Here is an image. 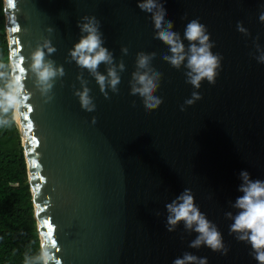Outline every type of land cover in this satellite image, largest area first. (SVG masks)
I'll return each instance as SVG.
<instances>
[{
  "label": "water",
  "instance_id": "1",
  "mask_svg": "<svg viewBox=\"0 0 264 264\" xmlns=\"http://www.w3.org/2000/svg\"><path fill=\"white\" fill-rule=\"evenodd\" d=\"M1 7L8 64L25 69L17 74L25 95L31 94L18 123L10 114L9 126H15L22 147L39 248L55 244L52 264H172L185 251L207 257L208 264H257L250 246L229 235L232 221L224 214L236 212L231 203L242 195V170L264 180V64L249 55L255 51L251 37L259 34L264 47V23L258 20L264 0H165L174 31L183 38L186 24L199 18L215 42L212 52L223 57L216 83L202 81L198 90L185 83L183 68L162 60L167 46L153 38L149 14L137 0H15L14 7L1 0ZM84 15L100 20L104 46L125 64L119 94L109 92V99L87 71L66 62ZM238 21L251 37L236 30ZM43 37L56 48L49 58L65 70L49 103L27 71L30 53ZM140 51L155 52L153 67L163 74L155 93L163 103L152 112L129 95ZM81 73L96 104L92 113L73 95ZM193 91L202 99L181 111ZM185 188L218 226L227 255L190 249L196 234L185 233L182 223L175 232L166 231L164 206Z\"/></svg>",
  "mask_w": 264,
  "mask_h": 264
},
{
  "label": "clouds",
  "instance_id": "2",
  "mask_svg": "<svg viewBox=\"0 0 264 264\" xmlns=\"http://www.w3.org/2000/svg\"><path fill=\"white\" fill-rule=\"evenodd\" d=\"M9 7L15 6V0H6ZM165 0H137V7L147 14L154 28L153 38L167 46L168 53L162 55V60L176 70L184 69L185 83L193 89H200L202 81L209 85L216 83V77L221 69L223 57L219 53H213L215 42L210 39L207 27L199 21V18L190 20L181 34L174 31V22L166 19L168 13L164 7ZM181 17V19H185ZM258 20L264 23V11H261ZM77 28L81 33L68 51L66 62H75L76 66L87 73L95 80L99 92L105 99H109V92L119 94L121 73L126 68L123 60L116 61L113 52L104 46L105 39L101 31V22L94 15H84L77 21ZM236 30L244 37H251V33L237 22ZM52 33L51 27L47 28ZM252 38L254 52H250L257 63L264 64V47L258 43L259 34ZM187 41V46L184 41ZM122 55H128V48L121 47ZM56 52L47 37L37 41L30 53V63L27 69L32 74L33 85L43 98L44 103L53 100V88L58 79L65 76L62 65H56L49 57ZM157 58L155 52H137L134 61V71L128 80L129 95L138 96L146 112L156 110L162 103L161 97L155 95L160 87L163 74L153 67V61ZM10 65V70L5 72V65L0 63V80L7 82L0 87V128L7 127L11 123L8 114L13 113L12 119L21 112L30 93L25 95L22 75L25 69ZM105 66V72L101 73L99 68ZM76 79L80 88L73 91L77 97L80 108L88 113L96 111L94 98L90 94L91 89L87 86L88 80L79 74ZM202 99L198 91H193L191 97L184 101L180 107L184 111L185 106H191ZM133 107L135 102L133 101ZM96 124V117L90 121ZM241 183L238 186L239 195L231 208L236 212H225V218L231 220L229 235L234 236L237 242L249 245L250 255L257 264H264V180L250 178V173L242 170L239 173ZM166 223L165 229L169 233L177 230L182 223L184 232L189 235L195 233L188 247L199 250L201 247L208 248L213 253L222 256L228 254L229 248L225 245L223 235L218 226L210 221L206 214L201 212L195 203L194 195L189 188H185L171 202L165 204ZM160 216V212H155ZM183 238V237H182ZM54 243L41 247L39 255L35 257L26 256L24 264H52ZM172 264H208L207 257H199L191 252L185 251L172 261Z\"/></svg>",
  "mask_w": 264,
  "mask_h": 264
},
{
  "label": "trees",
  "instance_id": "3",
  "mask_svg": "<svg viewBox=\"0 0 264 264\" xmlns=\"http://www.w3.org/2000/svg\"><path fill=\"white\" fill-rule=\"evenodd\" d=\"M0 63L9 71L0 0ZM6 80H0L3 87ZM10 114L8 118L10 119ZM0 128V264H24L39 255V240L26 180L25 162L14 125Z\"/></svg>",
  "mask_w": 264,
  "mask_h": 264
},
{
  "label": "bare ground",
  "instance_id": "4",
  "mask_svg": "<svg viewBox=\"0 0 264 264\" xmlns=\"http://www.w3.org/2000/svg\"><path fill=\"white\" fill-rule=\"evenodd\" d=\"M15 121L18 123V115H16V117H15Z\"/></svg>",
  "mask_w": 264,
  "mask_h": 264
},
{
  "label": "snow or ice",
  "instance_id": "5",
  "mask_svg": "<svg viewBox=\"0 0 264 264\" xmlns=\"http://www.w3.org/2000/svg\"><path fill=\"white\" fill-rule=\"evenodd\" d=\"M13 31H16V29H13ZM19 66V65H18ZM28 127L30 128L31 127V125H28Z\"/></svg>",
  "mask_w": 264,
  "mask_h": 264
}]
</instances>
